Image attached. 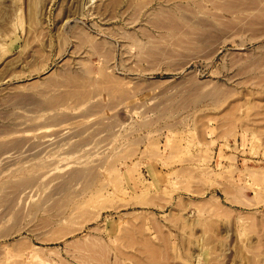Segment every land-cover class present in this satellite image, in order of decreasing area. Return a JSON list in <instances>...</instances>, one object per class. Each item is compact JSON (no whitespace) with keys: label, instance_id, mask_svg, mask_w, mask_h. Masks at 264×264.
I'll use <instances>...</instances> for the list:
<instances>
[{"label":"rangeland","instance_id":"rangeland-1","mask_svg":"<svg viewBox=\"0 0 264 264\" xmlns=\"http://www.w3.org/2000/svg\"><path fill=\"white\" fill-rule=\"evenodd\" d=\"M0 264H264V0H0Z\"/></svg>","mask_w":264,"mask_h":264},{"label":"bare ground","instance_id":"bare-ground-1","mask_svg":"<svg viewBox=\"0 0 264 264\" xmlns=\"http://www.w3.org/2000/svg\"><path fill=\"white\" fill-rule=\"evenodd\" d=\"M89 93V92H88ZM88 96V95H87ZM88 99V98H87ZM150 123V122H149ZM108 126H109V124H107ZM142 126V125H141ZM40 143V142H39ZM35 144H37V143H35ZM42 144V143H41ZM34 146V145H33ZM38 152V151H37ZM40 152V151H39ZM33 154V153H32ZM36 155V154H35ZM101 166V165H100ZM87 170V169H86ZM79 171H81V169L79 170ZM71 172V171H70ZM82 172V171H81ZM81 172H79V174L81 173ZM78 173V172H77ZM76 173V174H77ZM84 173V172H83ZM44 174V173H43ZM73 174V173H72ZM75 174V175H76ZM88 174V173H87ZM40 175H42V174H40ZM84 175V174H83ZM77 177L79 176V175H76ZM74 177V176H73ZM34 177H32V179H33ZM68 179H69V177H68ZM66 180H67V177H66ZM74 180H75V178H74ZM29 181V180H28ZM27 181V182H28ZM26 183V182H25ZM64 183V182H63ZM20 184V183H19ZM23 184H24V182H23ZM65 184V183H64ZM29 185V184H28ZM27 186V185H26ZM60 187V186H59ZM66 187V186H65ZM69 187V186H68ZM61 188V187H60Z\"/></svg>","mask_w":264,"mask_h":264}]
</instances>
